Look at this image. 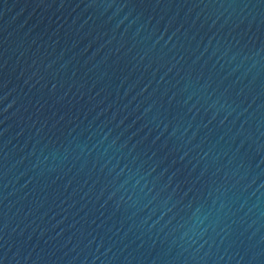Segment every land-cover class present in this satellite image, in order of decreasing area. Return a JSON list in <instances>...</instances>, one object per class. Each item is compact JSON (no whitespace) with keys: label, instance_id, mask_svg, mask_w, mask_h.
Masks as SVG:
<instances>
[{"label":"water","instance_id":"water-1","mask_svg":"<svg viewBox=\"0 0 264 264\" xmlns=\"http://www.w3.org/2000/svg\"><path fill=\"white\" fill-rule=\"evenodd\" d=\"M0 264H264V0H0Z\"/></svg>","mask_w":264,"mask_h":264}]
</instances>
